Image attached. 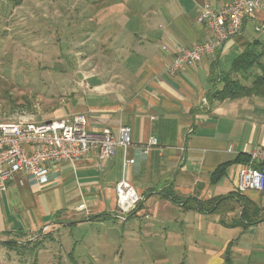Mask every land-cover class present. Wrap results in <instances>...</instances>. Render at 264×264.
<instances>
[{"label": "crops", "instance_id": "crops-1", "mask_svg": "<svg viewBox=\"0 0 264 264\" xmlns=\"http://www.w3.org/2000/svg\"><path fill=\"white\" fill-rule=\"evenodd\" d=\"M229 1L68 0L65 5H50L54 21H65L75 32L71 37L77 38L66 56L77 80L60 118L84 114L94 133L128 126L133 145L119 148L106 160L100 161L92 152L75 163L61 162L46 185L19 175L5 189L0 188V264H9L5 257L1 259L4 250L17 248L6 247V242L24 245L56 227L102 223L93 220L100 215L121 222L151 220L147 224L151 235L163 230L168 236H181L178 231L182 233L181 228L193 218L212 236L207 247H222L208 250L220 264L225 262L229 245L233 264L264 260V247H258L264 245V193L237 191L241 164L235 163L239 155L264 149V97L223 102L207 98L211 88L222 87L211 80L229 72L251 44L264 43V6L246 17L242 32L214 56L187 71L169 72L177 54L210 38L198 21L203 7L210 4L219 9ZM234 78L242 79L241 75ZM82 82L84 90H80ZM151 137L159 145L142 156L138 149ZM131 160L135 163L129 164ZM225 164H231L225 176L213 184L212 174ZM121 181L130 182L142 198L126 219L114 215L115 186ZM168 189L181 199L207 202L222 198L224 206L211 214L188 210L165 196ZM84 204L87 211H80ZM246 206L258 210L262 221L253 225L238 222ZM220 233L238 234L251 247L237 245L240 238H226L221 246H214L213 238Z\"/></svg>", "mask_w": 264, "mask_h": 264}, {"label": "rangeland", "instance_id": "rangeland-1", "mask_svg": "<svg viewBox=\"0 0 264 264\" xmlns=\"http://www.w3.org/2000/svg\"><path fill=\"white\" fill-rule=\"evenodd\" d=\"M17 2L0 0V119L29 115L43 122L60 118L74 89L76 70L66 56L77 38L71 37L75 32L65 21H54L50 5H65L68 0ZM84 85L82 82L80 90ZM138 207L129 214H121L117 208L114 215L126 219ZM189 220L184 227L188 229L178 231L181 236H168L163 230L151 235L147 230L151 220L144 218L118 220L122 224L109 219L82 227H56L37 242L24 244L26 248L4 250L1 259L5 257L4 262L9 264H220V259L211 258L208 250L219 251L222 247H207L212 236L202 231L193 218ZM226 238H240L237 245L251 247L244 237L230 233L214 236L212 244L221 246ZM263 261L255 259L257 264Z\"/></svg>", "mask_w": 264, "mask_h": 264}, {"label": "built area", "instance_id": "built-area-1", "mask_svg": "<svg viewBox=\"0 0 264 264\" xmlns=\"http://www.w3.org/2000/svg\"><path fill=\"white\" fill-rule=\"evenodd\" d=\"M263 6L264 0H230L219 9L205 5L198 21L206 27L210 38L177 54L169 72L187 71L206 57L214 56L226 41L242 32L244 19ZM132 145L130 127L120 126L116 132L105 128L94 133L89 130L84 114L43 122H37L29 115H19L8 121L0 119V188L5 189L19 175L46 185L53 168L61 162L75 163L92 152L100 161L106 160L114 157L119 148ZM158 145V139L151 137L138 150L147 157ZM134 163V160L129 161V164ZM236 189L241 194L249 191L264 193V149L252 151L249 162L240 165ZM115 194L121 214L133 212L140 204V195L128 181L117 183ZM79 209L87 211L85 204ZM119 218L123 219L120 215Z\"/></svg>", "mask_w": 264, "mask_h": 264}, {"label": "trees", "instance_id": "trees-1", "mask_svg": "<svg viewBox=\"0 0 264 264\" xmlns=\"http://www.w3.org/2000/svg\"><path fill=\"white\" fill-rule=\"evenodd\" d=\"M22 0H18L17 5L21 4ZM235 75H241L242 79L250 80V85L243 84L240 79H235ZM212 83L222 85L221 88L213 87L208 93L209 101L223 102L227 100H238L244 98L264 97V43H253L247 50L239 56L232 64L229 72L217 76ZM214 84V85H215ZM250 160L249 155H239L236 159V164H246ZM231 164H225L217 168L212 174V183L217 184L226 174V170ZM165 196L170 198L175 204H182L186 209H195L203 214L217 213L222 210L223 199L215 198L207 202H199L191 199H181L174 196L172 189L165 192ZM111 219L110 215H100L93 218L94 221L105 222ZM262 221L260 212L255 208L246 206L241 219L238 222L247 223L248 225L257 224ZM37 242V241H35ZM35 242H31L32 244ZM39 242V241H38ZM6 247H21L26 248L27 245H18L14 241L4 243ZM225 263L233 264L231 259L230 245L225 253Z\"/></svg>", "mask_w": 264, "mask_h": 264}]
</instances>
